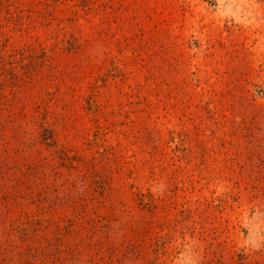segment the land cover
Wrapping results in <instances>:
<instances>
[{
	"label": "rangeland",
	"instance_id": "obj_1",
	"mask_svg": "<svg viewBox=\"0 0 264 264\" xmlns=\"http://www.w3.org/2000/svg\"><path fill=\"white\" fill-rule=\"evenodd\" d=\"M0 264H264V0H0Z\"/></svg>",
	"mask_w": 264,
	"mask_h": 264
}]
</instances>
